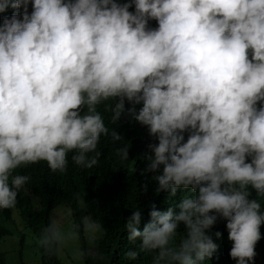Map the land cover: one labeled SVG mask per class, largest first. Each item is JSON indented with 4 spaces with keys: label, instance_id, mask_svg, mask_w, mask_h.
<instances>
[{
    "label": "clouds",
    "instance_id": "clouds-1",
    "mask_svg": "<svg viewBox=\"0 0 264 264\" xmlns=\"http://www.w3.org/2000/svg\"><path fill=\"white\" fill-rule=\"evenodd\" d=\"M119 125L156 141L144 171L170 204L142 227V209L126 218L127 260L205 264L215 226L236 264L256 247L264 264V0H0V212L31 166H98L106 139L125 142ZM104 231L53 216L36 244L54 255Z\"/></svg>",
    "mask_w": 264,
    "mask_h": 264
},
{
    "label": "trees",
    "instance_id": "trees-1",
    "mask_svg": "<svg viewBox=\"0 0 264 264\" xmlns=\"http://www.w3.org/2000/svg\"><path fill=\"white\" fill-rule=\"evenodd\" d=\"M11 9L4 15H11ZM155 27V22H151ZM116 130L123 134L125 142L129 143V159L121 161L116 155V148L123 143L104 142L101 147L102 156L98 166L90 170L74 166L69 159L66 173H51L47 169L43 172L36 166L25 171L32 179L18 194V204L15 210L0 212L7 222L15 223V214L21 227L28 228L35 237H39L41 229L45 227L52 211L60 205L69 206L73 219L78 220L81 214V201H84L86 213L98 220L105 231L94 245L90 255L84 259L85 264H150L149 259L141 257L138 261L127 260L124 253L131 247L126 239L124 229L126 218L136 208L142 209L141 227L149 219L151 205L155 204L158 210H166L167 195L156 192V184L151 179L152 173H146V157L150 155L148 145L155 143L140 142L125 134L119 126ZM79 193L81 201H77ZM178 211V210H177ZM183 225L179 231L183 232ZM225 228L220 232L221 237H215V226L211 229L214 242L218 245L213 258L205 264H236L229 256L230 244L224 240ZM261 234L263 228L261 226ZM10 230L0 225V238L10 235ZM22 239V244L24 243ZM81 248L88 249L87 238L82 236ZM38 248V247H37ZM41 264H62L58 254L49 255L43 249H38ZM0 264H7L5 253L0 251Z\"/></svg>",
    "mask_w": 264,
    "mask_h": 264
},
{
    "label": "rangeland",
    "instance_id": "rangeland-1",
    "mask_svg": "<svg viewBox=\"0 0 264 264\" xmlns=\"http://www.w3.org/2000/svg\"><path fill=\"white\" fill-rule=\"evenodd\" d=\"M81 210L84 214H87L83 203H81ZM53 216H65L68 219H73L72 210L66 205L57 206L51 213V217ZM15 219V223L7 222L0 214V225L7 227L11 232L10 235L0 238V251L5 253L7 264H41V256L38 254L39 251L36 244L37 237L25 226L21 227L17 214H15ZM101 236L102 233L96 238L94 244H89L87 239V246L90 252L93 251L94 245L97 244L96 241ZM23 238L25 242L22 244ZM76 247L81 248L80 242L78 245H71L65 248L58 254L62 264H85L84 260L74 261L72 259V253ZM256 253L254 264H261V249L256 247Z\"/></svg>",
    "mask_w": 264,
    "mask_h": 264
}]
</instances>
